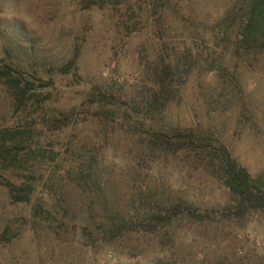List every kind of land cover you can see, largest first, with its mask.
Here are the masks:
<instances>
[{
    "label": "rangeland",
    "instance_id": "rangeland-1",
    "mask_svg": "<svg viewBox=\"0 0 264 264\" xmlns=\"http://www.w3.org/2000/svg\"><path fill=\"white\" fill-rule=\"evenodd\" d=\"M252 1L257 16L263 0H0V65L37 90L14 102L0 83V264H264V209L236 215L210 158L224 148L264 193ZM153 64L160 113L140 103L160 79ZM124 102L170 136L162 152L140 143ZM184 131L202 144L179 149ZM178 201L204 221L143 215ZM120 210L134 223L101 227Z\"/></svg>",
    "mask_w": 264,
    "mask_h": 264
},
{
    "label": "trees",
    "instance_id": "trees-1",
    "mask_svg": "<svg viewBox=\"0 0 264 264\" xmlns=\"http://www.w3.org/2000/svg\"><path fill=\"white\" fill-rule=\"evenodd\" d=\"M253 5H255L254 1L250 2L248 7V10H251L250 13L252 14L246 26V29L248 31V41L251 40L252 43L263 42L262 37H264V0L261 3V7L258 10L257 16L255 10L253 9ZM166 68L167 66L165 65L163 71L166 70ZM12 69L13 64L11 63L0 65V83L5 86L8 94L11 96L14 102H19L23 99L30 100V97L34 96L35 91L37 90L30 87L27 80L23 81L22 79H18V77H15V75L11 73ZM150 70L153 72L154 76L157 75L156 77L159 76L160 79L157 82L154 81L152 85V96L150 98L151 100L149 102L140 100V103H143L146 108H149L152 111L155 110V113H160L165 108V104H163L162 101H165L168 98L167 90H162L163 84L166 80V76H164L163 74H156V64H153ZM141 99H144L143 93L141 94ZM124 103L125 104L120 106L118 110L122 113H125L126 115L130 114L136 117L135 125L136 127H138V131L141 132L138 134V138L141 141L140 143H142L143 145L145 144V147L148 150L158 153L157 148L159 147L155 145L158 139V135H161L165 139H169L170 136L167 133L162 134L163 131L161 130H163V128L160 126H156L158 127V130L153 127L151 128L150 126L148 128L143 127V124L146 123L147 119L141 111L140 103V108L138 106L134 110L129 106V104H127V102ZM160 106L164 108L161 109ZM171 130L173 131V133L179 131L178 128H171ZM185 132H187L188 134H185ZM175 136L177 138L175 139V143H180V145H183L179 146V149L196 148L199 147L198 145H201L203 141V138L193 136V134L189 131H184L183 134H175ZM203 148H206V146H203L201 149ZM214 149L215 151L210 156V158L214 160L213 165L217 167L216 170L218 169L219 171H223L226 174L225 176H223L226 180V187L235 197L234 202L236 204L233 206V208L231 206L230 208L234 209L236 215H244L246 212H250L252 210L264 209V193L257 194L254 192L256 189V180L250 177L246 170L240 168L238 169L235 162L230 160L224 148L222 153H220L221 150L219 148ZM159 152H162L160 148ZM10 195L13 202L19 203L23 201L22 199L15 198L14 194ZM104 205V209L106 210L108 203H104ZM162 206L158 205V202H156V204L154 205V209L152 211H146L145 213H143V215H146V218H148L149 221H156L159 217H162L164 212L170 210L172 213H174V215L176 213V215H179L180 217L182 216V219L204 221L202 215L206 212L202 211L201 208L195 207L193 204L187 201L170 202L168 206ZM127 217L121 210L116 211V214L114 216L106 215L104 218H102V222L100 223V225L102 228H105L106 225V229L108 230L117 227L126 228V226L134 223L133 217ZM172 222L173 221H171L170 224ZM149 223L151 222H148L147 224Z\"/></svg>",
    "mask_w": 264,
    "mask_h": 264
}]
</instances>
